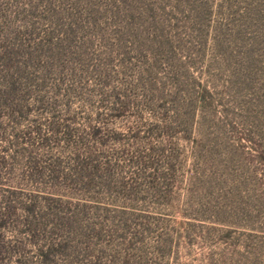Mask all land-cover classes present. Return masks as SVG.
<instances>
[{"label": "rangeland", "instance_id": "obj_1", "mask_svg": "<svg viewBox=\"0 0 264 264\" xmlns=\"http://www.w3.org/2000/svg\"><path fill=\"white\" fill-rule=\"evenodd\" d=\"M0 264H264V0H0Z\"/></svg>", "mask_w": 264, "mask_h": 264}]
</instances>
